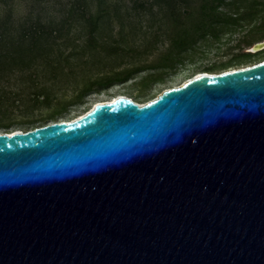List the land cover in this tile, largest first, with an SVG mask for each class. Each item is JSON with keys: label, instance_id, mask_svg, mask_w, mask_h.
Masks as SVG:
<instances>
[{"label": "water", "instance_id": "1", "mask_svg": "<svg viewBox=\"0 0 264 264\" xmlns=\"http://www.w3.org/2000/svg\"><path fill=\"white\" fill-rule=\"evenodd\" d=\"M0 264H264V60L0 133Z\"/></svg>", "mask_w": 264, "mask_h": 264}, {"label": "rangeland", "instance_id": "2", "mask_svg": "<svg viewBox=\"0 0 264 264\" xmlns=\"http://www.w3.org/2000/svg\"><path fill=\"white\" fill-rule=\"evenodd\" d=\"M138 1L149 4L151 0ZM184 1L181 0L179 7L189 14L192 7L185 5ZM192 1V6L196 8L198 1ZM258 1L259 8H263L264 0ZM134 2L107 0L99 5L98 0H0V26L14 38L36 24L53 30L49 35L53 48L50 52L52 64L46 63L44 57H36L29 67H14L0 81V133L27 131L55 120L70 121L85 114L96 103L112 101L121 95L141 102L156 97L166 88L184 83L210 67H220L222 71L261 59L251 56L239 65L221 66L230 60L235 62L234 59L242 53L252 52V46L264 40L263 29L257 32L254 43L249 45L246 42L251 40L250 28L264 22V16L251 22L243 20L245 25L242 27L231 25L230 29L237 28L231 32L220 30V38H198L192 49L183 52L182 62L177 63L175 69L163 73V80H153L145 86L144 78L160 71L145 68L125 81L98 86L78 100L80 90L91 78L149 65L170 48L169 24L163 21L162 13H157L159 6L148 5V13L141 16L136 14ZM106 8L110 20L103 23L102 31L99 30L102 33H97V45L90 47L87 41L91 25L85 14L96 17ZM228 8L221 7L222 10ZM31 56L32 53L27 58ZM42 88L50 94L51 104L39 102L33 96L35 90ZM61 109L64 110L57 113ZM54 112L57 114L51 116Z\"/></svg>", "mask_w": 264, "mask_h": 264}, {"label": "trees", "instance_id": "3", "mask_svg": "<svg viewBox=\"0 0 264 264\" xmlns=\"http://www.w3.org/2000/svg\"><path fill=\"white\" fill-rule=\"evenodd\" d=\"M98 1L99 5H102L107 0ZM197 1L198 6L196 8L192 6V0L184 1L185 5L190 8L192 7L191 12L189 14H186L185 11L181 10L179 7V3L181 2V0H151L149 4L145 1L136 2L135 0L133 8L137 11V15L142 16L144 13H148V10L146 9L154 6L155 4L159 6V10L157 13H162L163 21L169 24L167 33L171 41L170 48L162 56L158 57V59H156L149 65L112 71V73L110 74L91 78L80 90L78 94V100H81L87 92L95 89L98 86H106L113 82L125 81L130 78L132 74L144 70L145 68L160 69L157 74L150 73L149 75H147V77L144 78V83L146 84L145 86H148L153 80H163V73L167 70L175 69L176 64L182 62L181 59L183 52L192 49L198 38L206 39L210 36L220 38V30H222L223 33L228 31L231 32L237 30L238 27H242L243 25H245V22H243V20L251 22L254 18L264 16V14L262 13L264 11V7L259 8L260 3L258 0ZM148 5L149 7H147ZM85 6L86 5L82 6L83 13L85 12ZM222 6H228L229 8L227 10H222ZM85 16V18L90 22L91 25V27H89V40L87 41V45H89L90 47L96 46L97 42L99 41V36L97 35V33H102L101 31L103 28L102 25H104L103 23H108L110 20L109 11L106 8L104 9V12H100L98 15H96V17L90 13L85 14ZM142 22L143 21H141L140 23ZM231 25H234L237 28L230 29ZM263 29L264 22L251 27L249 30V38L251 40L248 39L246 40V42L249 45L254 43L255 41L253 40L256 38L257 32L262 31ZM52 33L53 30H49L36 24L32 25L30 29L23 31V33H21L18 38H14L8 33L5 28H2L0 26V81L8 73H10L14 69V67H29L35 62L36 57H44L46 63L52 64L53 60L50 59V52H52L53 48L52 44H50L49 42V35H52ZM31 53L32 56L30 57V59H28L27 55ZM251 56L261 58L259 61L264 60V49L258 52L242 53L239 57L234 59L235 62H233V60H230L226 63H223L221 66L223 68L225 66H232L233 64L239 65ZM204 71L209 73L222 72L220 71V67L215 66L210 67L209 69H206ZM33 96L39 102H43L44 104H51L50 94L47 92V90H45V88L35 90L33 92ZM1 107L2 103H0V111H2ZM63 110L64 109H61L57 113ZM57 113L54 112L51 116H55ZM42 125L44 124H41L39 126ZM35 127L38 126H34L32 128Z\"/></svg>", "mask_w": 264, "mask_h": 264}, {"label": "bare ground", "instance_id": "4", "mask_svg": "<svg viewBox=\"0 0 264 264\" xmlns=\"http://www.w3.org/2000/svg\"><path fill=\"white\" fill-rule=\"evenodd\" d=\"M200 73H204V72H200ZM200 73H199V74H200ZM115 98H116V97H115ZM8 133H9V132H8Z\"/></svg>", "mask_w": 264, "mask_h": 264}, {"label": "built area", "instance_id": "5", "mask_svg": "<svg viewBox=\"0 0 264 264\" xmlns=\"http://www.w3.org/2000/svg\"><path fill=\"white\" fill-rule=\"evenodd\" d=\"M10 134V133H9Z\"/></svg>", "mask_w": 264, "mask_h": 264}]
</instances>
